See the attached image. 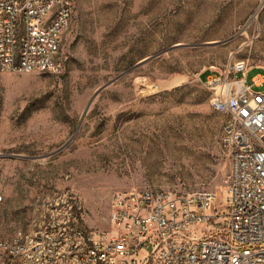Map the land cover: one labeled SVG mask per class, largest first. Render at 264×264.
Wrapping results in <instances>:
<instances>
[{"label": "rangeland", "instance_id": "374dc122", "mask_svg": "<svg viewBox=\"0 0 264 264\" xmlns=\"http://www.w3.org/2000/svg\"><path fill=\"white\" fill-rule=\"evenodd\" d=\"M73 1L59 71L0 72V239L69 212L109 230L120 191L222 195L225 117L202 81L231 61L264 79V0Z\"/></svg>", "mask_w": 264, "mask_h": 264}, {"label": "built area", "instance_id": "2783aa9c", "mask_svg": "<svg viewBox=\"0 0 264 264\" xmlns=\"http://www.w3.org/2000/svg\"><path fill=\"white\" fill-rule=\"evenodd\" d=\"M74 8L73 0H0V72L59 71ZM252 68L231 61L202 81L225 117L231 167L222 195L120 191L109 230L81 226L69 212L0 239V264H264V92L255 90L264 79L249 83Z\"/></svg>", "mask_w": 264, "mask_h": 264}, {"label": "water", "instance_id": "95a60500", "mask_svg": "<svg viewBox=\"0 0 264 264\" xmlns=\"http://www.w3.org/2000/svg\"><path fill=\"white\" fill-rule=\"evenodd\" d=\"M172 50V49H171ZM150 60H145V61H142L141 63H139L137 66L131 68L130 70H128L127 72L123 73L122 75H120L119 77H117L116 79H114L113 81H111L110 83H108L106 86L102 87L101 89H99V91L96 93V95L94 96V98L104 89L106 88L107 86H109L110 84H112L113 82H115L116 80L120 79L121 77H123L124 75L134 71L135 69L143 66L144 64L148 63ZM91 104V103H90Z\"/></svg>", "mask_w": 264, "mask_h": 264}, {"label": "crops", "instance_id": "0c3cea01", "mask_svg": "<svg viewBox=\"0 0 264 264\" xmlns=\"http://www.w3.org/2000/svg\"><path fill=\"white\" fill-rule=\"evenodd\" d=\"M253 68H254V67H253ZM253 68H252V69H253ZM257 68H261V67H257ZM252 69H251V70H252ZM251 84H253V81L251 82Z\"/></svg>", "mask_w": 264, "mask_h": 264}]
</instances>
